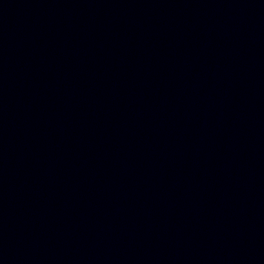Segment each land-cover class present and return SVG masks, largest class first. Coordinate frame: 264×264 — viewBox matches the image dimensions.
I'll return each mask as SVG.
<instances>
[{"label":"water","instance_id":"1","mask_svg":"<svg viewBox=\"0 0 264 264\" xmlns=\"http://www.w3.org/2000/svg\"><path fill=\"white\" fill-rule=\"evenodd\" d=\"M264 264V263H263Z\"/></svg>","mask_w":264,"mask_h":264}]
</instances>
